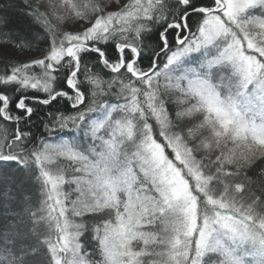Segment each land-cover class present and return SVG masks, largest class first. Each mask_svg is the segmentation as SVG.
I'll return each instance as SVG.
<instances>
[{
    "label": "snow or ice",
    "instance_id": "6c2138e0",
    "mask_svg": "<svg viewBox=\"0 0 264 264\" xmlns=\"http://www.w3.org/2000/svg\"><path fill=\"white\" fill-rule=\"evenodd\" d=\"M0 41V264H264V0H0Z\"/></svg>",
    "mask_w": 264,
    "mask_h": 264
},
{
    "label": "rangeland",
    "instance_id": "374dc122",
    "mask_svg": "<svg viewBox=\"0 0 264 264\" xmlns=\"http://www.w3.org/2000/svg\"><path fill=\"white\" fill-rule=\"evenodd\" d=\"M4 50H6L7 54H5V51ZM13 51H14V49H12V46L6 45V44H1L0 43V54H2L4 56H8V55H12L13 54ZM29 55H39V53L28 52L27 54H25L24 56H22V59H26L27 56H29Z\"/></svg>",
    "mask_w": 264,
    "mask_h": 264
},
{
    "label": "trees",
    "instance_id": "16d2710c",
    "mask_svg": "<svg viewBox=\"0 0 264 264\" xmlns=\"http://www.w3.org/2000/svg\"><path fill=\"white\" fill-rule=\"evenodd\" d=\"M0 43H1V44H4L2 41H0ZM12 49H14L13 54L15 55V53H16V49H15V47L12 46ZM27 53H28V52H26L25 54H27ZM13 54H12V55H8V56H4V55L0 54V70L3 69V64H4V62L7 61V60H9L12 56H14ZM25 54H24V55H25ZM19 58L22 59V56L19 57Z\"/></svg>",
    "mask_w": 264,
    "mask_h": 264
}]
</instances>
